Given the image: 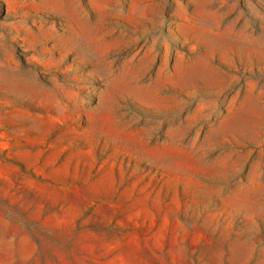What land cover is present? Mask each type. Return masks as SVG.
<instances>
[{"label":"rangeland","instance_id":"rangeland-1","mask_svg":"<svg viewBox=\"0 0 264 264\" xmlns=\"http://www.w3.org/2000/svg\"><path fill=\"white\" fill-rule=\"evenodd\" d=\"M0 264H264V0H0Z\"/></svg>","mask_w":264,"mask_h":264}]
</instances>
